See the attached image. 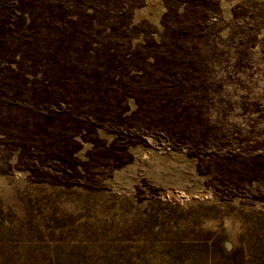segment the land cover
Instances as JSON below:
<instances>
[{
  "label": "rangeland",
  "instance_id": "374dc122",
  "mask_svg": "<svg viewBox=\"0 0 264 264\" xmlns=\"http://www.w3.org/2000/svg\"><path fill=\"white\" fill-rule=\"evenodd\" d=\"M66 15L151 60L71 144L25 75L47 69L0 56V264H264V0H0V48Z\"/></svg>",
  "mask_w": 264,
  "mask_h": 264
},
{
  "label": "trees",
  "instance_id": "16d2710c",
  "mask_svg": "<svg viewBox=\"0 0 264 264\" xmlns=\"http://www.w3.org/2000/svg\"><path fill=\"white\" fill-rule=\"evenodd\" d=\"M20 15L25 21H30L32 17L27 12ZM76 19L80 18L77 15H66L59 19L61 23L59 28L50 35L54 43L51 46L40 47V44L27 43L21 49L20 47L17 49L21 53L14 55H11L7 48H0V56H12V60H16L23 54V59L25 56L29 63L39 64L47 69L37 75L30 73L25 75L32 80L41 77L45 95V114L54 111L57 120H63V124L68 125L63 136L71 144L81 139L82 134L86 132L83 129L78 133L73 130L76 120L73 119L72 114L84 110L86 117L93 119L90 115L93 114L97 116V120L107 112L119 114L117 110L119 106L134 100L128 93L133 88H130L129 84L139 87L140 81L146 77V61L151 60V57L146 61L141 59L128 48L126 56L122 61H118L116 47H110V37L105 35V43L101 39H91L97 32L88 27L87 21H83L87 27L84 30L85 34L78 33L76 25H79L80 21H74ZM29 32L33 30L28 31V39L37 38V34ZM11 35L8 31H5V34L2 32L3 37H11ZM17 65V62L7 59H3L0 63L1 68ZM28 86L34 87V82L28 81ZM178 87L183 85L179 86L172 80H164L159 88L174 91ZM127 113L128 110L124 109L122 115L125 116ZM71 154L76 156L77 153L73 151Z\"/></svg>",
  "mask_w": 264,
  "mask_h": 264
}]
</instances>
